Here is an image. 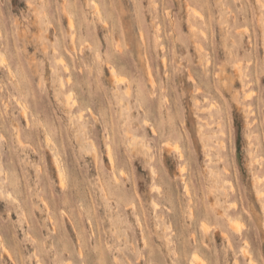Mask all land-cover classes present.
Returning <instances> with one entry per match:
<instances>
[{
  "label": "rangeland",
  "instance_id": "1",
  "mask_svg": "<svg viewBox=\"0 0 264 264\" xmlns=\"http://www.w3.org/2000/svg\"><path fill=\"white\" fill-rule=\"evenodd\" d=\"M0 264H264V0H0Z\"/></svg>",
  "mask_w": 264,
  "mask_h": 264
},
{
  "label": "bare ground",
  "instance_id": "2",
  "mask_svg": "<svg viewBox=\"0 0 264 264\" xmlns=\"http://www.w3.org/2000/svg\"><path fill=\"white\" fill-rule=\"evenodd\" d=\"M72 24H73V22H72ZM61 60V59H60ZM59 60V62L61 63V61ZM63 60V59H62ZM61 64H63V61H62V63ZM112 70H114V69H112ZM112 70H111V72H112ZM114 78H115V76H114ZM118 80V79H117ZM119 81V80H118ZM23 109V108H22ZM25 111L23 110V113H24ZM80 114H82V113H80ZM82 117L80 116V119H81ZM17 138H18V136H17ZM19 139V138H18ZM49 143V142H48ZM56 159V158H55ZM110 162L112 163V166H113V159H112V157L110 158ZM57 161V160H56ZM59 176H60V174H59ZM61 181V180H60ZM153 189V188H152ZM232 225V224H231ZM204 227H206V226H204ZM194 256H196L195 254L193 255V257ZM197 257H198V255H197ZM197 257L196 258H194V259H196L197 260ZM200 261V260H199Z\"/></svg>",
  "mask_w": 264,
  "mask_h": 264
}]
</instances>
